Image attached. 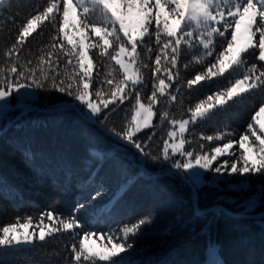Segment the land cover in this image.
I'll return each instance as SVG.
<instances>
[{"label": "trees", "instance_id": "obj_1", "mask_svg": "<svg viewBox=\"0 0 264 264\" xmlns=\"http://www.w3.org/2000/svg\"><path fill=\"white\" fill-rule=\"evenodd\" d=\"M48 3L49 0H11V6L0 11V16L4 17L0 28V61L7 59L3 53L14 43L18 26L30 15L42 11ZM13 18L15 22H12ZM54 35L53 24L45 21L25 43L20 53L21 62L38 59L42 54L40 49L45 48ZM198 35L194 32L192 47L181 44L177 69L173 70L179 72V79L168 90L177 96V100L170 102L166 96L157 94L158 102L153 105L156 113L153 126L134 138L141 143L147 142L145 151L152 155H159L163 140L167 139V132L172 128L168 120L160 118L163 112L167 111L169 118L187 119L191 115L190 107L208 95L226 89L235 79L242 78L244 67L253 63L258 67L264 64L256 59L258 51L251 50L244 54L246 66L212 80L201 81L189 89L186 81L213 60V57H208L204 64L195 62L194 58L204 51L195 39ZM226 37L230 39V30ZM145 40L147 44L138 47V52L149 67L142 69L144 80L137 88L142 101L148 103L155 82L152 75L154 60L160 46L155 43L154 35L145 37ZM224 40L225 37L215 38L217 52L226 46L222 45ZM90 55L95 56L93 77L99 75L103 79L110 65L102 62L104 58L97 55L96 49H91ZM115 67L118 69L119 66ZM176 88L181 91L176 92ZM35 91L38 93L37 107L54 111L27 112L0 134V228L24 223L29 217L34 223H40L41 217L48 221L49 212L58 221L76 219L81 228L61 229L31 246L0 249V264H76L71 247L73 244L78 246L84 231L96 233L95 238L104 236L107 241L109 233L119 235V229L124 225H130L148 213L153 214V222L129 237L134 244L130 264H204L209 239L217 245L219 264H264V219L247 217L264 215V179L259 176H228L227 173L221 178L207 171L205 182L198 187L199 208L204 214L197 215L191 198L193 188L182 180L186 173L171 167L173 161L180 159L179 156L168 161L162 158L154 161L148 156L142 159L135 149L122 145L99 122L86 121L78 111L66 108L75 103L71 97L55 91ZM262 103L264 88H258L213 109L208 118L188 127L184 137L190 142L185 149L210 152L227 141L237 143L240 136L248 132V125L253 122L252 118ZM134 104L135 93H131L123 104L109 105L100 116H107L105 123L108 128L121 129L132 114ZM257 132L262 135L258 126ZM221 133H227L223 140L202 139ZM149 136H152L151 140H148ZM250 139L255 138L250 135ZM110 146L116 149L111 152L110 159L102 164L94 163L90 158V148L108 150ZM26 153H31L32 157L28 158ZM233 153L220 157L213 163V168L223 161H235L240 154L238 143ZM114 162L138 174L136 183L115 206L109 203L104 208L105 200L99 198L89 203L97 187L103 185L108 191L123 179L116 175ZM169 171L172 173L167 174ZM238 183H244L245 188L238 190L232 187ZM254 198L257 205L245 212L246 205ZM81 204H88V207L81 208ZM216 206L225 210L214 208Z\"/></svg>", "mask_w": 264, "mask_h": 264}, {"label": "snow or ice", "instance_id": "obj_2", "mask_svg": "<svg viewBox=\"0 0 264 264\" xmlns=\"http://www.w3.org/2000/svg\"><path fill=\"white\" fill-rule=\"evenodd\" d=\"M10 6L11 0H0V11H5ZM71 14L76 15L78 25L70 21ZM3 21L4 17L0 16V28ZM45 21L53 24L56 35L51 37L45 48L40 49L42 54L38 59L21 62L20 53L25 43ZM12 22H15L14 18ZM68 28L82 31V38L74 41L66 31ZM229 30L230 39L226 37ZM194 32L199 33L195 39L204 50L201 56L194 58L195 62L204 64L208 57H213V60L204 70L186 81L189 89L201 81L212 80L230 70L246 66L247 57L244 54L250 53V50L258 51L256 59L264 62V0H49L47 7L30 15L18 26L14 43L3 53L7 59L0 61V101H8L14 95L20 96L22 90L59 92L71 97L72 102H78L73 107L84 120L92 121V117H97L93 123L99 122L115 137L131 144L141 155L154 161L161 158L168 161L178 155L180 159L173 161L171 167L186 173L182 180L192 185L191 198L195 213L203 215L198 195L201 172L195 170L211 171L221 178L227 173L228 176H259L264 179V136L257 132L258 126L259 132L264 133V103L255 112L253 122L248 125V132L240 136L237 142L240 154L235 161H223L213 168V163L221 156L234 155L230 151L234 142L227 141L222 146H215L210 152L186 150L185 145L190 141L185 139L184 133L190 122L208 118L213 109L227 105L229 101L252 89L264 88V64L258 67L253 63L244 67L242 78L235 79L226 89L210 94L190 107L188 111L191 115L188 119L169 118V113L163 112L160 118L168 120L172 128L167 132V139L163 140L159 155H152L145 151L148 148L147 142L141 143L134 138L143 129L153 126V117L156 115L153 105L158 102L157 94L160 97L166 96L170 102L177 100V96L168 90L179 79V72L173 70L177 69L181 44L183 42L192 47ZM153 35L155 43L160 47L152 71L155 77L153 91L148 97V103H144L137 85L143 83L142 69L149 65L141 59L138 47L147 44L145 37L151 38ZM217 36L225 37L222 45H226L218 52L214 46ZM91 49H96L97 55L104 58L102 62L110 65L104 72L103 79L99 75L93 77L96 64L95 56L90 55ZM148 51L151 52L150 47ZM115 66H119L118 69ZM175 91L180 92L181 89L176 88ZM131 93H135V104L125 126L121 129L108 128L105 123L107 116L101 117V112L117 102L123 104ZM249 133L254 140L250 139ZM225 135L227 133L202 139L223 140ZM151 139L152 136H149L148 140ZM200 148L203 149V145ZM115 150L112 146L108 150L92 147L90 158L94 163L102 164L110 159L111 152ZM26 156L31 158L32 154L26 153ZM113 168L116 175L123 179L108 191L104 190L103 185L97 187L89 203L99 198L105 200L104 208L109 203L115 206L136 183L138 174L131 173L125 165L114 162ZM80 207L87 208L88 204H81ZM252 207L253 203L249 202L245 212ZM108 212L110 214L111 210ZM43 219L41 217V221ZM47 219L54 221L53 213H47ZM153 220V214L148 213L130 225H124L119 229V235L109 233L107 243L99 251L87 244L96 233L84 231L78 246L73 244L71 247L76 264H130L123 255L134 247L129 237L135 236L142 226L151 224ZM30 223L29 217L23 227ZM59 224L64 230L81 228V224L73 218L60 219ZM20 227L17 222L0 228V249L33 243L34 234L29 232L22 235ZM59 230L60 228L53 227L45 232L41 229L38 239L44 241L52 232ZM209 250L215 256L216 246L210 239ZM211 264L219 262L213 260Z\"/></svg>", "mask_w": 264, "mask_h": 264}, {"label": "rangeland", "instance_id": "obj_3", "mask_svg": "<svg viewBox=\"0 0 264 264\" xmlns=\"http://www.w3.org/2000/svg\"><path fill=\"white\" fill-rule=\"evenodd\" d=\"M163 14V13H162ZM70 21L72 23H76L78 25V20H77V17L75 14H71L70 17H69ZM230 19V18H229ZM171 23V21H170ZM66 31H68L70 33V35L73 37L74 41L75 40H79L82 38L83 36V32L82 31H76L75 29H71V28H68L66 29ZM87 44V41L85 42ZM251 51V50H250ZM246 54V53H245ZM37 102H38V93L35 91V90H27V92H25L24 90H22V94L20 96H17V95H14L13 97L9 98L8 101H0V129L1 128H4L6 125H8V123H10V121L12 119L15 118L16 114L18 112H24V111H37L36 108H37ZM75 103H78V102H75ZM83 107V106H81ZM154 111V110H153ZM96 117H92V120H94ZM154 118L155 116L153 117V121H152V125H153V122H154ZM188 119V118H187ZM201 119H197V121H199ZM195 122V123H196ZM264 122V121H262ZM191 124H194V123H189V125L187 126V129L188 127L191 125ZM178 127V126H177ZM149 128H145L143 129L141 132L145 131V130H148ZM259 130V129H258ZM139 132V133H141ZM137 133V134H139ZM186 133V132H185ZM184 133V135H185ZM261 133V132H260ZM262 136H264V133H261ZM254 140V139H252ZM237 143H234V147ZM234 147L233 149H231L230 151L234 152ZM249 155L251 156V153H249ZM178 156V155H177ZM224 156H229V155H224ZM222 157V156H221ZM195 171H200L201 172V183L199 186H201L204 182H205V173L207 171L205 170H195ZM245 184L244 183H238L236 184L235 186L232 185V187L236 188V189H241V188H245L244 186ZM250 202L253 203V207L250 208L249 210H253L255 208V206L257 205V202L255 201V198L254 199H251ZM247 206V205H246ZM27 223L24 222V223H20L21 227L19 229L20 231V234L22 235H27L29 232L33 233L34 234V241L33 243H30V244H23V245H18V246H14L12 248H15V247H20V246H31L34 244L35 241H40L38 239V236H39V231L41 229H44L45 232H47V230L49 228H60V230H64L62 228V226L59 224V221L58 220H54V221H41L40 223H34L31 221L30 224H28L27 227H23V225ZM262 225H264V221L262 222ZM66 231H71V230H66ZM57 231H54L52 232L53 233H56ZM100 236L98 237H93L91 239H89L87 241V244L92 247L93 249L95 250H102V245L106 244L107 241L105 239H99ZM111 245H109L110 247ZM216 246V252H215V256H213L209 250V245L207 247V250H206V259L204 261V264H211V262L213 260L215 261H218L219 262V258H218V254H217V245L215 244ZM131 252L132 250H129L128 252L124 253V257L129 261L130 259V256H131Z\"/></svg>", "mask_w": 264, "mask_h": 264}, {"label": "water", "instance_id": "obj_4", "mask_svg": "<svg viewBox=\"0 0 264 264\" xmlns=\"http://www.w3.org/2000/svg\"><path fill=\"white\" fill-rule=\"evenodd\" d=\"M66 108H68V109H74V110H76L73 106H68V107H66ZM64 109V108H63ZM36 110L37 111H41V112H52V111H54V110H49V109H41V108H36ZM77 111V110H76ZM27 112H30V111H24V112H21V113H19L14 119H12L11 121H10V123H8V125H6L4 128H2L1 130H0V134L2 133V132H4L6 129H8L11 125H13V124H15V122H17L18 120H19V118L20 117H22V116H24ZM92 121H95V120H92ZM91 121V122H92ZM106 132H108L106 129H104ZM108 133H110V132H108ZM111 134V133H110ZM112 136H114L113 134H111ZM115 137V136H114ZM116 138V137H115ZM122 145H125V146H128V147H131V148H133V149H135L131 144H128V142L127 141H124V140H120V139H118V138H116ZM138 153H139V151L137 150V149H135ZM140 154V153H139ZM141 155V154H140ZM141 157H142V159H144V156L143 155H141ZM172 172H168L167 174H171ZM187 183V182H186ZM191 187H192V185L191 184H189ZM214 208H220V209H223V210H225L224 208H222L221 206H216V207H214ZM247 217H249V218H253V219H264V215H261V214H252V215H247Z\"/></svg>", "mask_w": 264, "mask_h": 264}]
</instances>
